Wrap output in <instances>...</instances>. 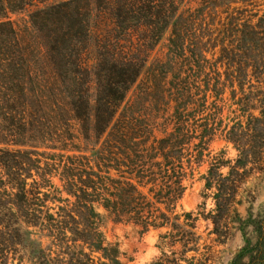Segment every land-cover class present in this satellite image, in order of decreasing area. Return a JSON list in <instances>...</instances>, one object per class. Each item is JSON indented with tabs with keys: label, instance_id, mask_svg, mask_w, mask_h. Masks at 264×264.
Returning <instances> with one entry per match:
<instances>
[{
	"label": "trees",
	"instance_id": "1",
	"mask_svg": "<svg viewBox=\"0 0 264 264\" xmlns=\"http://www.w3.org/2000/svg\"><path fill=\"white\" fill-rule=\"evenodd\" d=\"M95 1L100 13L95 23L99 26L97 29L105 26V21H112L116 32L113 36L97 38L100 57L95 66H91L83 52L88 49L94 24L90 0H0V58L8 69L3 79L12 87L18 84L17 95L23 107L35 101L42 103L46 94L53 105L67 114L68 98L73 111L72 120L82 126L85 140L94 139L98 146L93 150L96 170L91 162L82 165L76 161L78 159H73L67 173V194L75 198L73 207L77 209L76 215L74 210L67 209L64 228L67 229V253H64L67 261L59 255L53 257L51 252L31 241L28 256L34 264H122L118 255L106 245L95 204L102 205L118 220L133 223L143 232L166 228L171 229L174 238L195 237V233L186 229H194L190 224L193 215H180L176 211L186 191L184 161L187 159L191 112L187 110L185 100L189 94L193 95V87L198 89L196 84L202 74H206V86L215 94L226 88L227 83L230 87L237 84L241 92L248 84L254 87L249 80H256L264 87V11L255 10L260 4H254L252 0H202L199 8H188L180 13L177 0ZM238 4L247 6L233 7ZM28 8L34 9L31 22L44 35L51 53L55 51V44L60 43L59 36L53 39L52 27L57 25L63 31L67 28L68 57L50 59L63 85L58 79L53 83L47 74L39 81H35L37 79L32 75V65L39 67L40 61L28 58L27 48L22 45L9 18L10 13ZM57 9L62 12L58 13ZM56 10L58 14H55ZM206 11L210 17L224 16H220L218 23L210 24L218 25V28H203L209 26L202 20ZM157 21L165 29L172 28L169 49L174 58V61L170 60L174 70L171 74L165 68L166 61L157 59V66L149 76L156 80L159 76L172 75L171 80L165 78V89L176 103L174 117L177 121L174 131L162 138L153 136V125L141 116L120 114L117 117L128 91L140 79L161 37L162 28L156 26ZM200 29L204 32L198 35ZM211 52L213 58L209 59ZM207 68L211 70L210 74L205 72ZM66 72L75 83L68 91ZM28 82L39 87V97L32 99L26 93L24 86ZM43 82L49 83L47 91ZM147 92L145 90L149 96ZM197 101L200 103L201 98ZM262 105L264 108V102ZM205 106L206 101L204 105L199 104V108ZM254 131L253 134L247 133V137L260 134L258 127ZM236 143L241 148V156L233 170L239 174L244 166L246 148L241 144L242 140ZM198 146L203 148L202 143ZM13 158L8 151L0 149V169L3 172L11 173L13 167L19 165ZM215 168L218 167H211L208 181L217 180L220 184L218 214L214 219L218 226L228 208L227 199L222 196L227 178L217 179ZM11 181L12 187L0 175V264H8L9 256L19 253L25 236H32L30 229L45 227L52 232L54 225L65 223L54 218L45 220L35 209L40 189L28 188L27 181L16 175ZM183 217L185 223H181ZM239 228L244 245L230 264H264V213L255 214L249 210L248 216L239 220ZM248 229L252 230L254 239ZM60 240L65 242V239Z\"/></svg>",
	"mask_w": 264,
	"mask_h": 264
},
{
	"label": "rangeland",
	"instance_id": "2",
	"mask_svg": "<svg viewBox=\"0 0 264 264\" xmlns=\"http://www.w3.org/2000/svg\"><path fill=\"white\" fill-rule=\"evenodd\" d=\"M252 1L254 4H260V7L255 10L264 11V0ZM90 2L93 6L94 24L88 49L83 52H85L84 58H88L90 65L95 66L100 57L97 38L105 35L113 36L116 30L112 21H105L106 25L100 30L97 29L99 26L95 23L100 13L97 10L96 1L90 0ZM177 2L181 13L188 8L192 10L199 8L202 0H177ZM242 6L247 5H233V7ZM57 10L58 13L62 12V9ZM57 10L55 14H58ZM33 11L34 9L28 8L10 13L9 18L22 45L27 48L28 58H38L40 61L41 69L32 65V75L34 79H37L35 81H39L38 79L47 74L53 83L58 79L60 85H63L50 59L68 57L67 28L65 27L63 31L57 25L52 27L53 39L56 40L59 36L60 43L55 44V51L51 53L44 35L39 33L31 22L30 16ZM223 11L224 9H221V12ZM220 16L224 18L222 14L210 17V13L206 11L202 20L209 26H203V28L213 30L218 28V25L210 24L214 21L218 23ZM105 17L108 18V15ZM198 24L195 27L199 29ZM156 26H161L162 33L157 40L155 51L138 82L128 91L117 117H120V114L135 118L141 116L153 125V136L162 138L166 133L174 131L177 122L174 117L176 103L167 95L165 89L167 79L171 80L172 75L159 76L156 80L149 75L153 74L152 69L157 66V59L166 61L165 68L172 74L174 69L170 65V60L174 61V58L169 49L172 28L165 29L161 23L158 25V21ZM201 31L204 32L203 29L197 31L198 35ZM208 58H213L212 52ZM1 59L0 149L8 151L19 165L15 169L13 167L11 172L13 175L1 169L0 175L10 187L13 186L10 185L11 180L16 175L20 180L27 181L28 188L40 189V199L37 200L35 209L42 213L41 217L45 220L54 218L65 222L63 224L56 222L57 225L53 226L52 232L45 227L30 229L32 236H25L24 245L19 247L18 254L9 256L8 264H34L28 256L29 248L32 247L31 241H34L37 247H42L48 253L51 252L53 257L59 255L61 259L67 261V256L64 255L67 253V229L66 231L64 229L67 225V209L74 210L76 212L74 214H77V209L73 207L75 198L67 194V173L73 159H78L76 161L83 163L82 165L91 162L96 170L93 150L98 146L94 139L86 141V133L82 126L72 120L73 111L68 98L67 114L66 111L53 105L46 94L42 103L35 101L30 106H26L27 108L23 107L17 95L18 84L12 87L2 77L6 76L8 69L7 64ZM205 72L210 74L211 70L207 68ZM70 76L66 72L65 77L69 78L68 81L66 79L67 91L75 86ZM206 78V74H202L196 84L198 89L193 87L191 89L193 95L189 94L191 97L185 100V106L191 112L188 125L190 137L186 148L187 159L184 161L186 191L176 210L180 215H193V221L190 224L194 229L190 230L188 227L186 229L195 233V237L174 238L171 229L166 228L143 232L133 223L120 221L107 212L102 205L95 204V211L101 218L100 230L106 245L118 255L122 264H230L244 245L243 236L239 230V220L245 219L249 210L255 214L264 213V108H262L264 87H261L256 80H249L254 87L248 84L245 91L241 92L237 84L230 87L231 85L227 83L226 88L223 87L221 92L215 94L206 86L208 82ZM143 82L146 85H143ZM211 84L213 87L214 82L212 81ZM42 86L47 91L49 83L43 82ZM24 90L32 99L40 95L36 84L28 82ZM145 90H148L149 96ZM200 98L199 103L197 99ZM205 101L206 106L199 108V104L204 105ZM188 102L190 104L187 106ZM92 104L95 105V100ZM257 127L260 134L252 138L247 137V133H255L254 130ZM237 140H242L241 144L246 148L244 166L239 170V174L233 170L241 156V148L236 143ZM201 143L203 148L198 146ZM212 166L218 167L215 168L217 179L227 178L226 189L222 196L226 197L228 208L218 226L215 225L214 219L218 214L221 190L217 180L208 181ZM184 220L185 217L182 218L181 223H185ZM247 231L254 239L252 230ZM59 239H65V242Z\"/></svg>",
	"mask_w": 264,
	"mask_h": 264
}]
</instances>
